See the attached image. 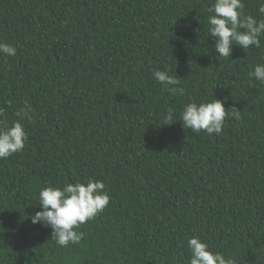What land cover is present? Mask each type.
Instances as JSON below:
<instances>
[{"label":"trees","instance_id":"16d2710c","mask_svg":"<svg viewBox=\"0 0 264 264\" xmlns=\"http://www.w3.org/2000/svg\"><path fill=\"white\" fill-rule=\"evenodd\" d=\"M214 2L0 0V42L17 48L0 56V121L34 110L24 150L0 160V264H188L193 236L236 264H264V85L249 76L264 37L216 59ZM244 5L262 19L260 0ZM214 98L241 119L226 117L219 135L184 129L183 107ZM87 179L110 203L79 244L60 247L31 222L39 191Z\"/></svg>","mask_w":264,"mask_h":264},{"label":"clouds","instance_id":"9594fccd","mask_svg":"<svg viewBox=\"0 0 264 264\" xmlns=\"http://www.w3.org/2000/svg\"><path fill=\"white\" fill-rule=\"evenodd\" d=\"M244 7V0H215L209 8L212 15L207 19L208 34L214 41L216 59L231 57L234 46H239L245 51L262 47L264 0H260L258 8L262 17L260 20L246 15ZM16 54V47L0 42V56L14 57ZM249 76L264 85V63L255 64ZM152 79L173 95L185 94L184 88L179 86V80L166 71L155 70ZM33 113L32 106L25 104L17 111L16 121L11 124L0 121V160H6L24 150L28 133L21 121L33 120ZM175 117V110L169 108L164 117V125H170L169 122ZM226 117L239 120L241 111L235 107L226 109L224 101L217 98L208 102L193 101L186 104L179 113L183 128L197 134L201 131L209 135L221 134ZM105 189L103 181L94 179L66 183L60 187H44L38 194L39 207L42 210L31 216V222L50 228L52 240L60 247L79 244L83 239V233L78 231L80 226L102 213L110 203L111 197ZM187 247L190 252L188 264H236L233 258H226L221 252L212 251L199 236L188 238Z\"/></svg>","mask_w":264,"mask_h":264}]
</instances>
